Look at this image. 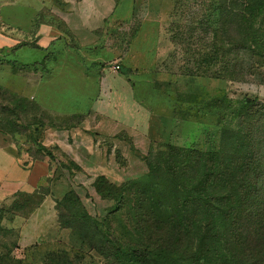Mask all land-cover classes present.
<instances>
[{
	"label": "rangeland",
	"instance_id": "1",
	"mask_svg": "<svg viewBox=\"0 0 264 264\" xmlns=\"http://www.w3.org/2000/svg\"><path fill=\"white\" fill-rule=\"evenodd\" d=\"M8 2L0 0V16L26 33L40 7H52V0ZM116 2L113 14L90 38L67 34L51 46L43 62L34 63L43 55L34 48L27 49L22 60L30 65L0 63V85L31 104L19 118L9 110L3 113L20 100L0 91V124L22 149L39 157L42 149L35 143L41 133L48 127L80 124L96 106L101 81H137L136 94L154 119L156 139L148 157L159 173L151 180L147 173L132 179L109 191L106 199L80 198L95 224L81 221L79 209L65 204L59 211L72 230L28 247L20 243L17 230L24 216L17 211L25 209V202L20 207L16 201L28 200L32 207L35 199L23 196L0 203V264H135L127 256L129 250L149 257L150 264H195L207 255L215 257L213 263L225 250H236L222 241L203 244V230L195 226L184 228L177 241L179 229L165 219L177 215L176 167L187 165L171 146L202 151L229 147L239 127V100L246 98L264 110V56L255 48L224 42L217 0ZM21 54L12 58L19 60ZM115 64L121 65L119 71L113 70ZM10 120L20 131H14ZM251 230L256 234L254 227ZM198 249L201 253L195 255ZM161 251L163 257L157 255Z\"/></svg>",
	"mask_w": 264,
	"mask_h": 264
},
{
	"label": "crops",
	"instance_id": "2",
	"mask_svg": "<svg viewBox=\"0 0 264 264\" xmlns=\"http://www.w3.org/2000/svg\"><path fill=\"white\" fill-rule=\"evenodd\" d=\"M8 1L12 6L17 0ZM116 5V0H52V7L44 5L36 12L29 33L8 25L0 16V63L30 65L22 60L27 49L34 48L43 54L34 62L39 63L67 34L90 38L104 26ZM18 53H22L19 60L12 58ZM101 86L96 106L80 124L48 127L41 133L38 141L48 153L42 151L39 157L0 129V203H13L24 194L37 201L17 211L24 214L17 227L24 247L69 232L61 226L57 209V201L67 191H76L83 201L88 196L97 201L102 199L94 185L98 177L121 185L149 171L147 156L156 139L154 119L136 94L137 81L122 78L101 81ZM16 204L21 206L22 200Z\"/></svg>",
	"mask_w": 264,
	"mask_h": 264
},
{
	"label": "trees",
	"instance_id": "3",
	"mask_svg": "<svg viewBox=\"0 0 264 264\" xmlns=\"http://www.w3.org/2000/svg\"><path fill=\"white\" fill-rule=\"evenodd\" d=\"M216 12L224 42L240 48H255L258 54L264 56V0H217ZM2 90L20 100L19 104L15 102L13 108L5 109L3 113L9 110L19 118L22 110L29 109L31 104L28 98L0 85V91ZM238 103L239 127L234 132L229 147L202 151L195 147L171 146L175 157L187 165L176 167L177 215L175 218L165 219L172 223L173 229H179L175 232L179 235L177 241L180 240V235L185 234L184 228L195 226L203 230L200 239L203 244L218 245L222 241L229 250V245L236 247L235 251L225 250L223 258L213 263L215 257L211 260V256L207 255L208 259L200 257L195 264H264V110L255 107L246 98ZM34 106L41 108L36 103ZM9 122L15 132L20 131L15 121ZM20 127L26 129L27 125ZM0 129L10 134L1 124ZM35 145L48 153L38 140ZM50 156L54 158L52 154ZM148 156L149 171L146 179L151 180L155 179L159 169ZM125 183L117 185L100 176L94 185L100 196L106 199L109 191L123 187ZM23 196L34 198L27 194ZM161 200L162 198L160 203ZM22 202H25L26 208L30 201ZM32 202L34 204L37 201L35 199ZM67 203L74 209H79L78 217L81 221L96 223V219L82 205L76 191L69 190L57 201L62 227L72 230L70 224H64L63 214L59 211ZM251 227L256 229V234L251 233ZM126 253L135 264L151 263L148 261L149 257L136 251L129 250ZM199 253L201 251L198 249L195 255ZM164 254L161 251L157 255L163 257Z\"/></svg>",
	"mask_w": 264,
	"mask_h": 264
},
{
	"label": "built area",
	"instance_id": "4",
	"mask_svg": "<svg viewBox=\"0 0 264 264\" xmlns=\"http://www.w3.org/2000/svg\"><path fill=\"white\" fill-rule=\"evenodd\" d=\"M112 68L114 71H119L121 69V65L115 64Z\"/></svg>",
	"mask_w": 264,
	"mask_h": 264
}]
</instances>
